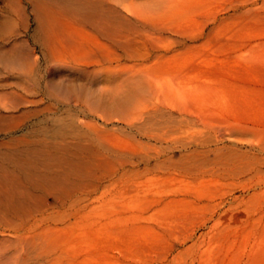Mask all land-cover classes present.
<instances>
[{
  "label": "rangeland",
  "instance_id": "374dc122",
  "mask_svg": "<svg viewBox=\"0 0 264 264\" xmlns=\"http://www.w3.org/2000/svg\"><path fill=\"white\" fill-rule=\"evenodd\" d=\"M52 264H264V0H0V238Z\"/></svg>",
  "mask_w": 264,
  "mask_h": 264
},
{
  "label": "bare ground",
  "instance_id": "6f19581e",
  "mask_svg": "<svg viewBox=\"0 0 264 264\" xmlns=\"http://www.w3.org/2000/svg\"><path fill=\"white\" fill-rule=\"evenodd\" d=\"M48 237L16 233L13 238H0V264H52Z\"/></svg>",
  "mask_w": 264,
  "mask_h": 264
}]
</instances>
